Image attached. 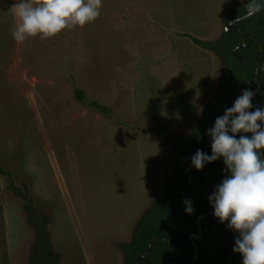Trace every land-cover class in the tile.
<instances>
[{"label": "rangeland", "instance_id": "1", "mask_svg": "<svg viewBox=\"0 0 264 264\" xmlns=\"http://www.w3.org/2000/svg\"><path fill=\"white\" fill-rule=\"evenodd\" d=\"M13 3L0 0V264L41 255L13 188L58 264H124L140 219L169 195L174 138L221 86L224 60L196 42H219L246 0H102L95 21L23 43ZM227 223L212 235L220 245L234 244Z\"/></svg>", "mask_w": 264, "mask_h": 264}, {"label": "trees", "instance_id": "2", "mask_svg": "<svg viewBox=\"0 0 264 264\" xmlns=\"http://www.w3.org/2000/svg\"><path fill=\"white\" fill-rule=\"evenodd\" d=\"M244 13L245 6L239 15ZM237 26L229 34L224 33L217 43L204 44L195 41L224 60L225 73L221 86L192 133L189 136L174 138L180 148L177 170L169 195L165 200L157 202L140 219L131 242L123 248L124 264H147V261L150 264H185V261H193L196 251L198 258L194 264H242V256L233 252L234 244L220 245L212 239L220 222L213 214L209 196L226 175L223 159L205 165L202 170L191 166V157L197 150L211 155V138L207 135V130L214 126L215 119L223 115L225 109L233 106L244 89H251L256 93L252 101V111L257 107H264V72L258 74V81L255 80L256 55L261 52L262 45L264 47V12L238 23ZM242 33L249 34L246 40ZM235 56L242 57V60L238 61ZM259 66H264V50L259 58ZM74 94L85 106L100 113H111L98 103L90 102L81 90L74 88ZM0 174L6 175L1 167ZM13 193L24 201L23 210L27 223L36 233L35 245L41 255L32 260V264H58V258L50 251L46 223H37L30 196L17 188H13ZM185 199L193 202L192 214L185 212ZM157 239L161 241L151 247L147 261L139 263L138 257L146 253L149 244ZM211 240L216 249L208 244Z\"/></svg>", "mask_w": 264, "mask_h": 264}, {"label": "clouds", "instance_id": "3", "mask_svg": "<svg viewBox=\"0 0 264 264\" xmlns=\"http://www.w3.org/2000/svg\"><path fill=\"white\" fill-rule=\"evenodd\" d=\"M244 4L245 13L232 20L233 24L264 12V0ZM11 7L17 20L11 35L23 43L30 37L48 38L64 29L85 26L101 15L103 5L102 0H14ZM255 95L244 89L233 106L215 119L207 130L211 155L197 150L191 157L196 170L223 159L226 175L209 202L219 222H228V229L236 233L233 252L242 256V264H264V107L251 110ZM198 111L202 114L203 109ZM183 203L185 212L192 214L193 202L185 199Z\"/></svg>", "mask_w": 264, "mask_h": 264}, {"label": "water", "instance_id": "4", "mask_svg": "<svg viewBox=\"0 0 264 264\" xmlns=\"http://www.w3.org/2000/svg\"><path fill=\"white\" fill-rule=\"evenodd\" d=\"M246 20H247V19H246ZM246 20H242L241 22L246 21ZM236 27H238L237 24H233L232 22L229 23L228 26H227V28H226V30H225V33H226V34H229V32H230L233 28H236ZM242 35H243V38L246 40V38H247V36H248L249 34H247V33H242ZM243 46H244V45H243ZM263 50H264V47H263V45H262V50H261V52H259V53L256 55V72H255V80H256V81L259 80V78H258V74H260V73L262 72V70H261V68H260V66H259V58H260V55H261V53H262ZM235 58H236L238 61H241V60H242V57H237V56H235ZM259 89H260V88L258 87V90H259ZM213 214H214V213H213ZM198 222H199V220H198ZM201 236H202V232L200 231V236H199V238H201ZM160 241H161L160 239H157V240L151 242V243L149 244V247H148L147 252L141 254V255L138 257V262L140 263L141 261H144V260L147 261L146 257H147V255L150 253V251H151V247H152L153 245L159 243ZM171 248H172V242L170 241V250H171ZM197 258H198V252L196 251V255H195L193 261H192V262H186V261H185L184 263H185V264H194V262L197 260ZM147 264H150L149 261H147Z\"/></svg>", "mask_w": 264, "mask_h": 264}]
</instances>
